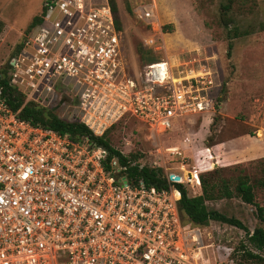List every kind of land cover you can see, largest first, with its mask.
<instances>
[{
	"label": "built area",
	"instance_id": "built-area-1",
	"mask_svg": "<svg viewBox=\"0 0 264 264\" xmlns=\"http://www.w3.org/2000/svg\"><path fill=\"white\" fill-rule=\"evenodd\" d=\"M133 1L134 21L152 26L154 0ZM33 28L6 73L21 97L16 109L0 87V264H216L202 229L180 219L172 186L179 176L164 177L160 189L131 184L116 157L105 163L106 151L87 138L19 117L25 104L52 109L64 98L57 117L96 137L133 119L152 144V168L159 138L176 122L214 112L209 67L173 71L159 61L130 73L106 0H44ZM191 177L199 186L198 174Z\"/></svg>",
	"mask_w": 264,
	"mask_h": 264
},
{
	"label": "rangeland",
	"instance_id": "rangeland-1",
	"mask_svg": "<svg viewBox=\"0 0 264 264\" xmlns=\"http://www.w3.org/2000/svg\"><path fill=\"white\" fill-rule=\"evenodd\" d=\"M43 1L0 0V70L15 58V47L35 33V28L27 34L25 29L39 14ZM114 1L121 54L130 73L148 64L143 61L146 57L167 62L173 71L196 62L209 67L218 86L219 102L213 113L178 121L159 138L160 157L152 168L159 169L163 177L179 176L190 197L200 193V184L191 183L193 172L209 176L210 170L220 167L217 179L211 175L213 181L223 180L230 190L239 174L247 175L254 205L231 198L207 201L205 206L238 220L249 233L255 227L264 230V222L255 216V205L264 211V185L260 184L264 181V0H233L227 13L232 29L223 28L219 21L220 6L226 0H154L157 20L146 27L125 9V3L131 7L135 1ZM227 45L231 47L228 56ZM139 48L146 54L141 56ZM65 106L55 114L60 116ZM210 134L213 140L209 147ZM105 138L122 156L139 153L135 163L151 167L152 144L139 124L125 119ZM169 148H175L179 155L167 153ZM201 229L211 263L239 264V244L264 256L247 243L239 228L208 222Z\"/></svg>",
	"mask_w": 264,
	"mask_h": 264
},
{
	"label": "trees",
	"instance_id": "trees-1",
	"mask_svg": "<svg viewBox=\"0 0 264 264\" xmlns=\"http://www.w3.org/2000/svg\"><path fill=\"white\" fill-rule=\"evenodd\" d=\"M126 1V0H125ZM44 2V1H43ZM109 10L112 15V20L116 30L120 31L119 20L116 15V6L114 0H106ZM233 3V0H226V4L220 6L219 21L220 25L228 29L230 27L231 19L227 16V13L230 10V6ZM125 9L129 14L130 5L125 3ZM43 13V5L39 11V14L34 15L28 25L26 26L25 33L27 34L34 26L39 24L41 21ZM22 48V42L15 47L14 55L16 56ZM230 45H227L226 55H229ZM137 52L142 56L146 54L145 51L140 48ZM143 61H146L148 64L156 63L151 57L144 58ZM147 65V64H145ZM144 66V65H143ZM142 66V67H143ZM10 68V62H7L5 68L0 70V87L3 92H7L9 100V106L13 109H16L21 104V97L15 91L6 86V73ZM219 99H215V106L218 107ZM19 117L33 126H39L44 129H50L59 135L66 134L71 140H74L77 136H82L87 138L89 142L95 146L102 147L106 153L105 163H107L110 158L116 157L120 167L124 168L121 171V175L125 177L127 182L131 184H136L138 181H141L146 186H153L156 189H160L166 186L165 179L161 176V171L159 169L151 168L149 165H138L135 163V159L141 157L139 153H133L127 158L122 156L117 150L111 147L108 141L105 138V135L114 128L117 124L113 125L107 131L104 132L102 136L96 137L93 136L85 126L75 122L57 117L55 112L51 111V108H41L33 104H25L20 110ZM134 123H136L133 119ZM137 124V123H136ZM212 124V123H211ZM212 125L209 126V131L211 132ZM213 133V132H212ZM250 135V134H248ZM251 136V135H250ZM209 142V147L212 145L211 134L207 138ZM208 148V147H207ZM106 167V166H105ZM221 168H214L209 171V176L205 174L199 175V184H200V193L196 196H188L185 188L181 184H172V186L178 191L179 199L177 201V210L180 216V219L183 222H186L195 227H205L208 222H218L239 228L244 231V236L247 243L256 251L264 252V230L260 227H255L251 233H249L241 223L232 218L226 217L223 214L218 213L215 210H208L205 206L207 201H216L220 199H231L238 198L242 203L247 205H254V196H253V186L249 182V177L245 174H239L236 177V181L233 184L232 190H230L227 183L223 180L217 182L211 175H216L218 170ZM218 175H216V179ZM260 184L264 185V181ZM255 216L260 222H264V211L261 207L255 205ZM238 250L239 254V264H264V256L253 253L251 250L245 248L243 244H239Z\"/></svg>",
	"mask_w": 264,
	"mask_h": 264
},
{
	"label": "water",
	"instance_id": "water-1",
	"mask_svg": "<svg viewBox=\"0 0 264 264\" xmlns=\"http://www.w3.org/2000/svg\"><path fill=\"white\" fill-rule=\"evenodd\" d=\"M63 101H65V99H64V98H61V99L59 100V102L57 103V105L54 106V107L51 109V111L54 112V111L59 107V105H60ZM167 178H168V180L173 181V182H178V181H179V177H178V176H174V175H172V174H169V175L167 176Z\"/></svg>",
	"mask_w": 264,
	"mask_h": 264
}]
</instances>
